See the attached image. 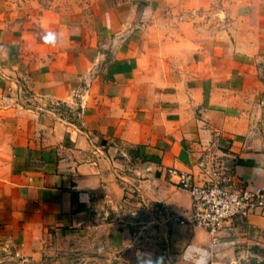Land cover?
<instances>
[{"label":"crops","instance_id":"obj_1","mask_svg":"<svg viewBox=\"0 0 264 264\" xmlns=\"http://www.w3.org/2000/svg\"><path fill=\"white\" fill-rule=\"evenodd\" d=\"M194 2L0 0V259L176 264L194 245L211 264H264V212L215 245L167 221L190 198L166 170L198 182L203 155L264 189V0H218L207 24L186 19ZM132 167L158 196L150 233L116 218Z\"/></svg>","mask_w":264,"mask_h":264},{"label":"built area","instance_id":"obj_2","mask_svg":"<svg viewBox=\"0 0 264 264\" xmlns=\"http://www.w3.org/2000/svg\"><path fill=\"white\" fill-rule=\"evenodd\" d=\"M198 167V182L189 172L175 168L166 170L168 181L190 198L189 212L170 215L168 222L201 229L215 245L223 232L235 228L254 213L264 212V189L241 183L219 156L203 155ZM209 256L206 250L188 245L181 254V261L185 264H211Z\"/></svg>","mask_w":264,"mask_h":264},{"label":"rangeland","instance_id":"obj_3","mask_svg":"<svg viewBox=\"0 0 264 264\" xmlns=\"http://www.w3.org/2000/svg\"><path fill=\"white\" fill-rule=\"evenodd\" d=\"M95 1L96 0H15L18 5H22L35 13H41L45 10L75 12L88 9ZM194 3L195 4L184 14L188 21L200 19L202 24H207L212 17L217 18V12L222 7L218 0H206L202 1V3H200V0H195ZM182 16L184 15L182 14ZM126 172L129 180L126 181V185L125 183L124 185L128 188L126 192L129 196H124L120 200V207L118 208L116 218L133 223L132 227L135 233L141 232L140 228L142 227H147L143 231L150 233L153 227L156 226V207L159 205L157 202V193L150 181L143 182L144 178L137 173L136 167H132L131 170H127ZM66 264L77 263L74 261ZM176 264L185 263L180 260Z\"/></svg>","mask_w":264,"mask_h":264},{"label":"water","instance_id":"obj_4","mask_svg":"<svg viewBox=\"0 0 264 264\" xmlns=\"http://www.w3.org/2000/svg\"><path fill=\"white\" fill-rule=\"evenodd\" d=\"M91 262L104 263V262H106V260H104V259H100V258H96V257L85 258V259L83 260V263H84V264L91 263ZM2 263L22 264V262H20V261L17 260L15 257L10 256V255L1 258V259H0V264H2Z\"/></svg>","mask_w":264,"mask_h":264},{"label":"clouds","instance_id":"obj_5","mask_svg":"<svg viewBox=\"0 0 264 264\" xmlns=\"http://www.w3.org/2000/svg\"><path fill=\"white\" fill-rule=\"evenodd\" d=\"M59 39H60V37L58 36V34L53 32V31L45 32L42 35L43 42L45 44H48V45H51V46H56L58 41H59Z\"/></svg>","mask_w":264,"mask_h":264}]
</instances>
